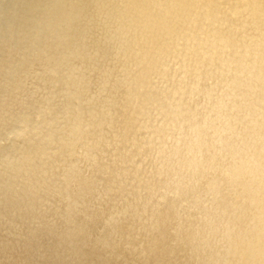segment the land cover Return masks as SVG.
I'll return each instance as SVG.
<instances>
[{"label":"bare ground","instance_id":"obj_1","mask_svg":"<svg viewBox=\"0 0 264 264\" xmlns=\"http://www.w3.org/2000/svg\"><path fill=\"white\" fill-rule=\"evenodd\" d=\"M0 264H264V0H0Z\"/></svg>","mask_w":264,"mask_h":264}]
</instances>
